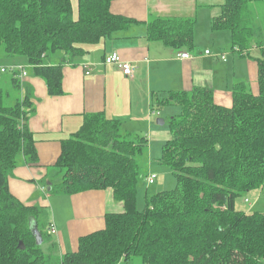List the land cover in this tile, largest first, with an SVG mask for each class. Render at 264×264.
Listing matches in <instances>:
<instances>
[{
    "label": "trees",
    "instance_id": "1",
    "mask_svg": "<svg viewBox=\"0 0 264 264\" xmlns=\"http://www.w3.org/2000/svg\"><path fill=\"white\" fill-rule=\"evenodd\" d=\"M76 1L73 18L71 0H0L3 52L25 56L52 97L62 94V63L47 66L48 56L72 60L84 53L83 45L138 23L111 14L115 0ZM202 1H219L221 13L211 27L229 31L233 49L260 46L248 11L264 0ZM193 28L189 19L157 20L148 27V39L192 50ZM257 69L258 94L235 84L230 108L215 105L208 88L154 100L157 111L180 108L169 118L171 138L159 159L174 174L176 187L146 196L143 210L136 207V184L148 155L146 140L123 134L119 121L101 113L86 115L79 130L61 142L54 165L61 181L50 183L49 193L111 189L123 212L106 214L104 229L81 237L77 251L59 258V264H264V212L235 209L237 197L264 186V51ZM10 82L20 92V82L12 77ZM9 96L0 87V264H51L41 248L55 251L45 232V210L21 203L8 188L19 154L37 163L27 128L32 104L24 96L6 105ZM32 223L42 237L40 246Z\"/></svg>",
    "mask_w": 264,
    "mask_h": 264
},
{
    "label": "crops",
    "instance_id": "2",
    "mask_svg": "<svg viewBox=\"0 0 264 264\" xmlns=\"http://www.w3.org/2000/svg\"><path fill=\"white\" fill-rule=\"evenodd\" d=\"M252 4V8L257 5ZM110 12L138 23L99 43L83 45L84 53L72 60L61 55L45 59L47 66L62 63L61 95L49 96L45 82L34 75V67L29 63L26 68L10 65L23 67L26 72L25 77L15 79L20 82L21 97H29L33 107L27 128L34 139L37 163L29 164L19 154L8 177V188L21 203L43 208L47 218L51 210L45 232L55 244L59 258L76 252L81 237L104 229L106 214L123 212V205L113 199L111 189L55 195L56 200L49 193V184L61 181L54 168L61 142L79 130L86 115L101 113L107 119L119 121L123 134L160 146L170 140L171 134L161 129L157 120L162 118L165 125L167 119L178 113L167 111L162 116L159 112L163 108L157 111L154 106L157 97H165L169 92H190L196 87L208 88L215 105L230 108L235 84L244 83L254 95L258 94L257 61L264 51V32L259 23L252 26L256 32L254 40L260 46L243 52L231 46L228 57L216 48L224 47L227 41L231 43V36L211 27L212 20L221 13L219 1L115 0ZM167 19L194 21L192 50H176L148 39L149 25ZM206 50L225 58L205 56ZM113 52L136 67L133 77L124 76L116 66L104 65V58ZM179 53H189L192 59L181 60ZM84 66L89 67V75ZM11 77L14 79L12 74ZM51 225L55 234H49ZM32 227L36 228L35 223Z\"/></svg>",
    "mask_w": 264,
    "mask_h": 264
},
{
    "label": "rangeland",
    "instance_id": "3",
    "mask_svg": "<svg viewBox=\"0 0 264 264\" xmlns=\"http://www.w3.org/2000/svg\"><path fill=\"white\" fill-rule=\"evenodd\" d=\"M71 5L73 8V18H76L77 14V1L71 0ZM254 4L250 5L248 14L250 18L251 24H260L262 27V31L264 32V3H257V5L253 7ZM228 36H230L229 31H222ZM223 37L221 36L220 39ZM231 39V37H230ZM224 47L216 48L219 53L223 52L229 54L232 52V44L228 41L225 42ZM211 46H208L210 48ZM205 52V51H204ZM235 55V53H232ZM52 56H48L51 58ZM222 59V57H220ZM27 58L23 55H14L8 56L3 52L2 46L0 44V65L5 68H10V65L15 66H24L27 67ZM28 72V71H27ZM11 74L5 73L0 75V87L4 92L9 94V100L5 101V104H14L17 100L20 99L21 93L19 92L18 88H14L10 82ZM167 111H175L173 114H177L180 112V108L177 106H167L164 107L159 113L164 116ZM173 117V116H172ZM171 118V117H170ZM163 120L162 118H159ZM169 119L166 120L165 125H160L161 129H166L170 132L168 126ZM164 144V143H163ZM162 145L158 146L155 143L152 145L148 144L149 153L148 155L142 159L141 167H140V179L136 184V207L138 210H143L145 206V198L146 196L151 197L163 191H171L176 187V178L174 174L171 172L169 168L163 166L159 163V159L162 153ZM152 146V148H151ZM55 171H57L55 169ZM147 175H155L156 179L152 185H147L146 176ZM53 195V200H56L55 195ZM246 200L248 202H246ZM235 209L238 211H242L245 213H253V212H264V186L258 190H253L250 192L243 193L241 196L235 199ZM52 213L51 210H48V218H44V223L47 224L48 219L51 218ZM42 250L46 254H50V262L51 264H59V255L57 251H51L47 249V245H41ZM122 264H134L132 262H126Z\"/></svg>",
    "mask_w": 264,
    "mask_h": 264
},
{
    "label": "built area",
    "instance_id": "4",
    "mask_svg": "<svg viewBox=\"0 0 264 264\" xmlns=\"http://www.w3.org/2000/svg\"><path fill=\"white\" fill-rule=\"evenodd\" d=\"M205 56L208 57H222L224 59V55H218V54H213L211 51L206 50L204 52ZM177 57L181 60H189L192 59V56L189 53H179ZM104 65L107 66H116L124 76L126 77H133L135 74L136 67L133 66V64L124 62L120 59L118 54L116 52L111 53L110 55L106 56L103 61ZM84 69L86 70V75H89V67L84 66ZM10 73L13 75L14 78H23L26 76L25 69L23 67H10V68H5L0 65V73L5 74V73ZM156 179L155 175H148L146 178L147 185H152ZM246 202H248L246 200ZM49 234H55L56 230L53 225L50 226L49 228Z\"/></svg>",
    "mask_w": 264,
    "mask_h": 264
},
{
    "label": "water",
    "instance_id": "5",
    "mask_svg": "<svg viewBox=\"0 0 264 264\" xmlns=\"http://www.w3.org/2000/svg\"><path fill=\"white\" fill-rule=\"evenodd\" d=\"M157 124L158 125H163L164 124V121L158 119L157 120ZM31 230H32V233L34 234V236L36 238V244H37V246H40L42 244V237H41L40 233L34 227H32Z\"/></svg>",
    "mask_w": 264,
    "mask_h": 264
}]
</instances>
